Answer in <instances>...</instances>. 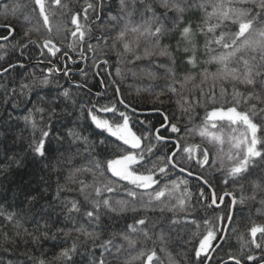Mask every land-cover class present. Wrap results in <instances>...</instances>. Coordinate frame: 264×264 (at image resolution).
I'll list each match as a JSON object with an SVG mask.
<instances>
[{
  "label": "snow or ice",
  "instance_id": "6c2138e0",
  "mask_svg": "<svg viewBox=\"0 0 264 264\" xmlns=\"http://www.w3.org/2000/svg\"><path fill=\"white\" fill-rule=\"evenodd\" d=\"M29 3L30 6L18 2L3 5L5 22L0 24V29H3L0 41L12 43L14 48L22 51L35 46L41 57H48V64L53 63V58L71 59L69 53L73 51H78L82 59H88L86 53H92L91 66L98 68L107 65L112 55L116 56L117 63L128 54L134 60H140L142 57L137 52L141 41L148 40L151 47L144 48L143 57L162 56L169 61L168 64L156 65L165 69L168 82L156 94L154 103H163L160 100L163 95H168L169 99L175 97L174 103L180 113V116L173 114L172 119L164 116L158 128L144 126V122L139 121L144 126L143 130L136 129L127 111L129 104L122 98L118 86L106 100L105 94L97 92L95 101L89 98L86 104L81 105V114L97 137L93 140L83 135L79 126L69 127L61 118L62 115L72 116L67 111L70 106L67 101H72V106L76 104L68 88L50 100L40 97L39 104L25 110L21 119L24 130H31L28 150L34 160L54 168L49 160L54 153L53 140L60 142L65 138L77 145L78 154L89 159L86 165L70 168L63 184L58 179L55 195L47 201L46 208H41V219L55 214L71 225L69 231L63 227L57 229L72 242H65L60 247L52 264H77L75 257L80 255L81 247L87 254V264H118L122 256V264H162L159 253L167 250L170 229L161 226L159 233L153 234L148 227V215H139L157 210L173 214L169 225L180 223L177 215L183 214L184 223L195 226V231L185 240L192 247L194 264H212L214 259L216 264H228L229 261L233 264H264V177L252 181L250 196H245L242 191L237 198L231 192L218 194L212 182L202 174L194 173L191 167L194 164L200 169L206 166L215 169L225 185L229 180L246 179L257 168L264 171V0H118L115 13L111 0L107 3L106 0H84L75 10L64 0H29ZM21 9H27L22 22L18 16ZM55 9H63L65 15H70L69 23L74 26L66 27V38L70 39L67 50H62L52 37L51 17L55 15ZM187 13H199L197 22L186 20ZM9 17L17 23H10ZM41 28L48 35L40 40L33 39L32 34L41 32ZM172 39H176L175 48L170 43ZM201 39L204 52L211 54L203 63L215 64L216 71L210 73L207 68L203 69L200 85L209 79L213 84L207 91L193 84V88L199 91L197 96L187 89L196 77L191 74L178 76L176 61L180 56L185 65L192 68L201 65L198 59ZM2 48L4 44H0ZM14 67L9 64L0 71L7 73ZM78 70L87 75L86 70ZM47 71L54 74L60 69L49 67ZM117 75H121L119 68ZM147 75L156 78L155 72ZM64 76H68V70L64 71ZM48 83L49 77L44 76L41 84L46 86ZM217 83L223 102L217 97ZM20 89L24 94L30 85L21 83ZM12 91L15 93L16 90ZM87 95L91 97V90ZM198 107H204L200 123L192 127L185 124L181 128L180 117L186 116L191 122ZM132 112H135L134 108ZM12 119L9 115L8 120ZM223 122L230 129L227 152L218 147L217 155L212 156L208 148L185 139L198 135L202 141H219L222 145L218 124ZM64 128L66 131L62 132ZM103 153L108 155L99 158ZM60 163L63 161L57 160L56 164ZM185 172L188 177H195L198 185L196 203L202 204L205 211L219 209L224 205L225 197L231 196L230 203L225 205L227 213L214 219L199 218L201 222L197 223L198 218L189 211L190 207L195 208V204L192 203L193 192L188 187V179L179 178V174ZM84 175H91V181L83 179ZM119 191H123L125 197L115 202L120 206L118 210L104 193ZM71 193L78 195H67ZM93 195L95 199H91ZM258 196L260 208L257 212L261 222L250 220L248 238L245 239L243 234L238 238L240 255L228 252V259L224 260L217 253L229 243L231 233L236 231L224 225L235 221L238 204L257 201ZM36 199V196H31L25 199V203L34 207ZM102 210L117 215L130 211L136 215L132 216L131 223L125 220L122 229L113 230L112 225L102 220ZM0 216L10 224H19L14 212L6 214L0 211ZM49 227L48 220H45V231H40L37 221L36 232L25 229L23 236L19 230L14 235L0 233V239L4 241L3 252L9 257L7 262L0 259V264H13V245H38L42 240L55 239V235L49 237ZM72 233H76L75 237ZM29 259L33 264H48L44 259ZM169 259L175 264L171 254Z\"/></svg>",
  "mask_w": 264,
  "mask_h": 264
},
{
  "label": "trees",
  "instance_id": "16d2710c",
  "mask_svg": "<svg viewBox=\"0 0 264 264\" xmlns=\"http://www.w3.org/2000/svg\"><path fill=\"white\" fill-rule=\"evenodd\" d=\"M19 3L21 5L29 4V0H0V24L5 22V11L3 8L4 4ZM69 3L70 7L74 10L78 9L84 0H64ZM107 3V0H106ZM113 12L115 13L118 7V0H111ZM27 9H21L18 13L19 20L22 22L23 14ZM55 15L51 17V23L53 27L52 37L55 42L61 46L62 50H67L66 46L70 42L69 38H66V27L71 26L70 15H65L63 9H55ZM199 17V13L193 15L187 13L185 16L186 20H191L196 23ZM138 20V18H137ZM10 23H17V21L11 20ZM19 31V26L17 27ZM3 29H0L2 32ZM46 30L41 28V32H34L32 34L33 39L40 40L41 37L47 36ZM19 38V37H18ZM178 39V37L176 38ZM176 39H172L170 43L172 47L176 46ZM0 44H4V48L0 49V69L7 68L9 64L14 65V68H10L7 73L0 71V211L4 213H16L17 221L8 223L3 216H0V233L7 232L9 235H14L17 230L20 231L23 236L24 230L28 232L37 231V221L39 222L40 231H45L43 228L45 220L49 222V229H47L49 237L55 235V239L49 238L42 240L40 244L33 245L31 243L24 244L20 243L18 246L13 245L15 255L11 257L13 264H33V261L29 259L32 257L36 260L44 259L48 264H52L54 256L60 251V247L64 246L65 242L71 244L72 239L66 238L63 233L57 231L58 228L63 227L65 231H69L71 225L63 220V217L59 219L55 214L51 217L45 216L44 219L40 217L43 215L41 208L47 207V201L51 199L56 192L57 181L63 184L65 178L68 175L70 168L81 167L89 163V159L77 153V145L71 144L68 138L57 142L53 140L54 153L50 155L49 160L55 167L46 166L45 163L34 160L28 150V139L31 135V130H24V122L21 119L22 115L25 114L26 109H30L33 104H39V98L43 97L45 100H50L58 93H61L64 88H68L72 93L73 99L76 104L72 106V101H67L70 105L67 109L68 112L72 113V116H63L65 124L69 127L79 126V129L83 131V135L90 136L91 139L95 140L97 137L92 133V129L89 127L88 122L83 118L81 114V105L86 104L87 100L91 98L93 101L97 99L96 93L100 92L105 94V100L112 96L113 89L119 87L122 98L129 104L127 111L132 117V122L136 125V129L143 130L144 126L150 127L154 125L159 127L164 116H168L169 119L173 118V114L180 116L174 103L175 97L169 99L168 95L160 96V100L163 103L155 101L156 94L161 91L163 86L168 82V77L165 75L164 68H158L156 65L168 64L167 57L152 56L150 58L143 57L144 48L151 47V42L148 40H142L140 49L137 55H141L140 60H134L131 54L121 58L120 62L117 63V58L112 55L109 58V63L102 67H92V53H86L88 59H82L78 51L70 52L69 58L56 59L53 58V63L48 64V57H41L39 50L35 46H29V49L22 51L19 48H14L12 43H5L0 41ZM200 51L198 53V59L202 62L196 68H192L190 65H185L183 57L178 56L176 61V72L178 76L185 74H191L196 77L195 81L187 85V89L191 90L195 95H199V91L193 88V84L200 85V73L204 68H207L210 73L216 71L215 64L203 63L209 59L210 53H205L203 50V39L200 40ZM44 62L41 63L40 61ZM51 67L54 69H60L54 74H49L47 69ZM117 68L120 69L121 75H117ZM78 69H84L87 71L85 76ZM68 70V76H64V71ZM155 72L156 78H150L147 73ZM98 73V75H94ZM44 76L49 77L48 85L44 86L41 84ZM102 81V83H101ZM115 81V83H113ZM25 83L30 85V89H26L24 94H21L20 85ZM59 84V88L57 87ZM213 84L212 80L209 79L203 85L205 91L208 90ZM80 87H77V86ZM229 92L231 91L230 86ZM15 89V93H13ZM91 90V97L87 93ZM216 93L218 99L223 102L221 96V89L219 83L216 85ZM39 93V96L37 95ZM230 99V97H229ZM59 102V101H57ZM15 105V107L13 106ZM122 107V106H121ZM135 112H132V109ZM156 109H159L157 111ZM59 112V109H58ZM9 115L12 116V120H8ZM195 118L189 122L186 116L180 117V127L183 128L185 124L192 127L200 123V119L204 116V107H198L195 109ZM139 121L144 122L142 126ZM150 122V124H149ZM167 123V121H164ZM173 122H176L173 119ZM234 127V126H233ZM218 128L221 130L218 134L221 135L223 144L219 141L209 143L202 141V139L196 136H188L185 139L192 144H201L203 147L208 148L212 156L217 155L218 147H223L225 152L229 148V134L230 129L226 122L219 123ZM135 130V129H134ZM66 131V128L62 129V132ZM216 131V130H213ZM107 134L105 133L104 136ZM165 135H175L165 133ZM260 134L258 133V136ZM100 138H103L101 136ZM114 139V138H112ZM59 149V151H56ZM101 152V149H97ZM103 153L99 158L103 159ZM57 160L63 161V163L56 164ZM70 160V163L67 162ZM194 173H200L208 178L213 186L215 187L218 194L223 195L224 192H231L237 198L240 197L241 192L245 196H250L253 191L252 181L258 178L264 177V171L257 168L253 171V174L246 179L232 181L225 185L222 182L221 174L216 172L215 169L205 167L200 169L194 164L191 165ZM110 175V174H109ZM86 181H91V175H84L82 177ZM180 179H188V187L193 192L192 203L195 204V208H189L191 215L197 217V223H200L199 218L214 219L218 215L226 214L228 209L225 205H228L232 199L231 196L225 197L224 205H221L219 209L209 208L205 211L204 206L200 203H196V195L198 194V185L195 177H188L187 173L179 174ZM241 186H243L241 188ZM70 196H77V193L67 194ZM179 195V193H177ZM36 196L37 199L32 205L25 203L26 198ZM104 196L110 197L113 206L119 210V205L115 202L125 197L123 191L116 193H104ZM81 200L82 197H79ZM93 195L91 199H95ZM259 196L257 201H247L244 205H237V211L235 214V221L231 225L225 224V227L236 229L235 232L231 233L229 237V243L224 245L217 255L227 260L226 253L231 252L236 256L240 255V241L239 237L241 234L248 238L247 228L249 227L250 220L261 222L257 210L260 208ZM136 215L132 212H127L123 215H117L115 213L107 212L102 210V220L113 226V230H119L124 227L125 220L128 223L132 222V216ZM139 215H148L149 224L148 227L153 234L159 233L161 226H165L166 230L170 229V239L168 241L167 250L164 253H159L162 264H172L169 259L171 254L172 260L175 264H194V253L190 244H186L185 240L190 237L195 231L194 225H186L183 221V214H178L177 218L180 219V223L177 225H169V218L173 215L170 212L165 211L164 213L157 211L148 213H139ZM155 225V227H153ZM201 230L203 225L201 223ZM76 233H72V237H75ZM142 239V238H141ZM155 239V235H153ZM4 241L0 239V259L7 262L8 255L3 252ZM27 252V255L24 253ZM131 253L130 255H134ZM129 255V254H125ZM259 255V253H257ZM77 264H87V254L83 247L80 248V255L75 257ZM124 256L121 257L122 264ZM135 264V262H132ZM212 264H216L214 259ZM228 264H233L229 261Z\"/></svg>",
  "mask_w": 264,
  "mask_h": 264
}]
</instances>
